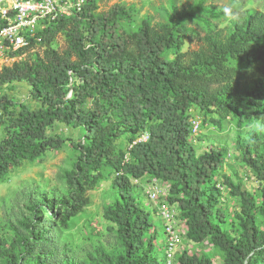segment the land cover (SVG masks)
Masks as SVG:
<instances>
[{
	"label": "trees",
	"instance_id": "1",
	"mask_svg": "<svg viewBox=\"0 0 264 264\" xmlns=\"http://www.w3.org/2000/svg\"><path fill=\"white\" fill-rule=\"evenodd\" d=\"M134 13L122 5L101 13L98 0H87L79 13L48 23L37 33L40 40L31 39L15 54L19 58L0 70V183L24 162L66 145L49 133L57 123L81 131L71 143L77 155L65 172L66 194L30 200L31 217L13 226L9 247L0 232V260L17 264L31 255L34 261L27 264H46L45 247L55 242L52 225L69 230L89 206V192L112 176L113 201L103 217L118 246L99 247L85 262L67 258L64 264H161L164 224L156 227L158 211L137 191L151 182L166 187V199L177 208L191 242L211 243L223 253L222 264H264V12L247 9L220 27L224 10L200 2L173 8L156 25L146 17L133 30ZM59 35L65 37V51L54 47ZM190 37L202 42L198 50H185ZM22 82L37 107L5 93ZM195 109L213 111L218 127L231 120L239 131L243 161L261 184L259 206L241 185L219 181L224 149L199 153L193 142ZM143 134L149 139L133 145L124 163L129 146ZM218 185L240 200L235 224L229 225L221 208ZM41 210L50 212L48 226ZM176 264L214 262L205 253L184 252Z\"/></svg>",
	"mask_w": 264,
	"mask_h": 264
},
{
	"label": "rangeland",
	"instance_id": "2",
	"mask_svg": "<svg viewBox=\"0 0 264 264\" xmlns=\"http://www.w3.org/2000/svg\"><path fill=\"white\" fill-rule=\"evenodd\" d=\"M237 1L234 3L231 0H98V4L99 12L101 13L110 10L115 5L132 8L135 12L131 25L133 30H136L146 17L151 19L153 25H156L165 22L168 13L173 8L177 10L188 9L200 2H204L205 6L215 5L224 10L226 16L220 22V27L228 25L232 19L239 18L247 9L264 12V0ZM190 26L199 31L197 25L190 23ZM201 46L202 42L198 37H190L185 50H198ZM54 47L59 51H65L66 41L63 35L57 37ZM6 65L0 64V70ZM5 93L10 95L15 101L31 108L38 106V103L31 97L30 86L25 82L14 83L12 86L6 87ZM203 98L206 102L209 100L205 95ZM193 114L201 121L199 131L194 134L193 138L194 145L199 153L206 152L212 147L226 151L219 172L220 175L218 176L219 181L226 182L227 178L233 184L241 185L244 190L249 191L254 196L257 206H259L262 200L260 196L261 184L254 172L243 161L241 150L237 145L239 131H237L234 124L231 120H226L222 122V127H218L215 123L216 116L213 111L207 114L195 109ZM49 133L65 139L67 141L66 145L61 149H51L42 159L34 162H24L19 168L14 169L10 173L5 182L0 183V232L5 248L9 247L15 240L13 226L17 227L22 220L31 217L27 206L30 200L34 201L38 197L51 193H55L58 196L66 194L65 172L72 169L73 161L77 155L71 143L79 140L81 131L57 123ZM2 136L3 134L0 131V138ZM112 181L113 177L111 176L89 192L88 195L91 200L89 206L71 221L69 230L65 231L52 225L51 237L54 238L55 242L45 247L47 250L46 264H64V260L67 258L73 259L77 263L85 262L88 260L89 254H96L99 247H104V249L110 251L118 246L116 235L110 230L112 227L111 223L107 222L103 217L106 206L113 201L114 189L112 188ZM147 186L145 184L144 188L141 187L137 191L151 210L157 213L158 204L150 201L147 197ZM222 187L224 188V186ZM222 191L221 208L228 216L229 225L235 224L237 222L235 215L239 212L240 200L225 188ZM40 213L39 216H42L43 223L48 226L46 221L50 212L41 210ZM176 220L178 232L181 236L178 256L184 252L189 255L205 253L212 257L214 264L223 263V253L221 251L208 241L201 245L191 242L186 236L187 230L184 222L178 215ZM156 227H163V221L158 216L156 218ZM162 239L157 241L159 245L163 243ZM35 247L34 251L37 254L40 252V248L38 246ZM27 257L32 258L27 260ZM157 257L163 264L165 259V250L163 248L158 249ZM31 261H34V257L27 255L23 257V260H19L17 264H27V262ZM0 264H7V262L0 260Z\"/></svg>",
	"mask_w": 264,
	"mask_h": 264
},
{
	"label": "built area",
	"instance_id": "3",
	"mask_svg": "<svg viewBox=\"0 0 264 264\" xmlns=\"http://www.w3.org/2000/svg\"><path fill=\"white\" fill-rule=\"evenodd\" d=\"M87 0H0V64L11 66L19 57L15 54L31 45V39L37 37L48 23L60 18L71 17L79 13ZM5 67V66H4ZM193 132L199 131L201 121L192 120ZM148 134H143L128 148L124 163L129 161V150L138 142H146ZM122 174V172L118 173ZM138 184V180H134ZM218 187L223 190L221 185ZM149 200L158 204V213L163 221L166 233L165 261L166 264H176L177 253L181 244V236L177 230V210L169 204L164 185L151 182L146 189Z\"/></svg>",
	"mask_w": 264,
	"mask_h": 264
}]
</instances>
